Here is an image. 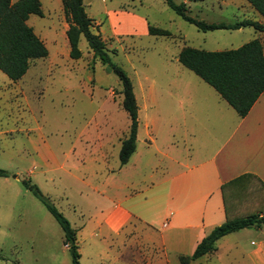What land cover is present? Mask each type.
Masks as SVG:
<instances>
[{"label": "rangeland", "instance_id": "374dc122", "mask_svg": "<svg viewBox=\"0 0 264 264\" xmlns=\"http://www.w3.org/2000/svg\"><path fill=\"white\" fill-rule=\"evenodd\" d=\"M39 1L43 15L30 13L26 23L44 42L47 55L32 60L16 81L0 70V169L8 172L0 176V264H71L61 226L23 185V179L36 185L72 228L79 227V263L106 264L90 256L86 235L91 222L100 217V208L107 205L106 195L113 186L137 178L119 168L123 165L119 147L130 119L121 105L119 78L93 55L85 37L78 40L79 58L65 53L69 45L61 0ZM174 1L184 2L190 16L206 22L253 18V12L254 18H262L246 0ZM83 4L93 18L91 29L106 42L110 60L132 82L139 142L145 141V119L151 112V102H144L142 94L147 97L151 80L166 79L176 71L174 66L183 68L176 60L182 47L230 49L257 34L252 26L240 31L199 30L164 0H83ZM144 25L166 29L170 35H141ZM183 70L203 82L192 71ZM157 108L174 105L158 100ZM94 186L103 191L98 193ZM227 257L221 254L219 259ZM130 260L124 254L113 264H131ZM200 263L217 264V259L213 255Z\"/></svg>", "mask_w": 264, "mask_h": 264}, {"label": "crops", "instance_id": "0c3cea01", "mask_svg": "<svg viewBox=\"0 0 264 264\" xmlns=\"http://www.w3.org/2000/svg\"><path fill=\"white\" fill-rule=\"evenodd\" d=\"M254 17L264 24L262 16ZM139 33L150 35L145 25ZM252 38H259L264 53V30ZM182 67L174 66L166 79L151 80L147 97L142 94L151 102L146 138L139 142L137 126L135 149L119 167L137 178L113 186L100 217L91 222L86 236L95 260L113 264L127 254L131 264H182L179 256L190 255L214 226L264 214V90L239 116L211 85L199 77L212 90ZM158 100L174 108L158 109ZM221 254L227 259L220 260ZM213 255L217 264H264V223L219 237L212 251L188 264Z\"/></svg>", "mask_w": 264, "mask_h": 264}, {"label": "trees", "instance_id": "16d2710c", "mask_svg": "<svg viewBox=\"0 0 264 264\" xmlns=\"http://www.w3.org/2000/svg\"><path fill=\"white\" fill-rule=\"evenodd\" d=\"M165 3L187 22L194 24L199 30L238 29L252 26L256 31L264 30V24L250 18L234 22H206L189 15L188 6L184 2L164 0ZM248 4L264 19V0H246ZM63 14L67 22L65 30L69 44L68 55L72 59L81 56L78 48L80 36H84L94 56H98L108 69L120 80L121 105L130 119L128 133L121 140L118 157L120 164L128 161L135 149L138 126V106L133 92L132 82L126 72L109 58L106 42L98 31L91 29V18L84 7L83 0H61ZM30 13L43 15L39 0H0V70L9 79L16 81L27 71L30 62L47 55V48L26 23ZM151 35H170L166 29L148 25ZM177 60L192 70L202 80L211 85L219 95L236 111L244 116L260 93L264 90V53L259 38H252L238 47L224 50H206L192 46H184L177 55ZM8 172L0 169V176ZM23 185L37 197L57 220L63 232V244L70 251L71 264L79 263L76 231L69 221L57 210L50 199L36 185L23 179ZM223 189V185H222ZM264 223V214H251L234 219H226L214 226L196 244L190 255H180L179 261L188 264L215 248V241L232 231L242 227Z\"/></svg>", "mask_w": 264, "mask_h": 264}, {"label": "built area", "instance_id": "2783aa9c", "mask_svg": "<svg viewBox=\"0 0 264 264\" xmlns=\"http://www.w3.org/2000/svg\"><path fill=\"white\" fill-rule=\"evenodd\" d=\"M163 225H165V223H163Z\"/></svg>", "mask_w": 264, "mask_h": 264}]
</instances>
